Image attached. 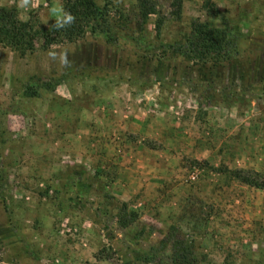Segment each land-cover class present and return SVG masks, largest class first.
Returning <instances> with one entry per match:
<instances>
[{
	"label": "rangeland",
	"instance_id": "1",
	"mask_svg": "<svg viewBox=\"0 0 264 264\" xmlns=\"http://www.w3.org/2000/svg\"><path fill=\"white\" fill-rule=\"evenodd\" d=\"M96 1L115 20L137 7ZM154 1L158 33L152 18L142 32L131 20L24 54L0 43V264H147L148 239L171 226L208 260L264 264V188L226 171L264 178V0H182L180 19L172 0ZM18 2L0 5L45 25L62 4ZM222 15L231 59L170 51L192 19ZM49 78L61 80L53 91L23 95ZM121 203L138 214L127 228Z\"/></svg>",
	"mask_w": 264,
	"mask_h": 264
},
{
	"label": "trees",
	"instance_id": "2",
	"mask_svg": "<svg viewBox=\"0 0 264 264\" xmlns=\"http://www.w3.org/2000/svg\"><path fill=\"white\" fill-rule=\"evenodd\" d=\"M136 1V9L129 13L120 12L119 8L114 10L118 15L115 20V13L111 14L108 8L109 2L101 5L96 0H62L63 7L76 19L71 26L60 30L53 28L54 22L45 25L37 18L22 20L16 8L0 5V43L24 54L37 47L48 48L81 38L90 31L107 33L110 37L113 33L115 36V30L119 27L115 24L126 25L131 20L139 25L138 28L142 32L152 18L153 29L158 33L165 20L158 17L156 2ZM171 7V15L180 19L182 0H172ZM220 22V25L212 27L198 18L192 19L184 37L174 39L168 44L170 51L200 64L231 59L236 54L237 47L231 40L230 22L223 15ZM60 83V79L38 80L36 86L27 85L23 95L37 96L41 89L53 91ZM163 85L159 86L161 90ZM226 171L245 184L264 188V178L259 179L258 173L253 170L226 168ZM114 219L120 228H127L138 219V214L130 210L125 203H121ZM145 247L143 262L147 264H218L208 260L205 254L197 252L191 239L182 234L176 226L169 227L162 237L148 239Z\"/></svg>",
	"mask_w": 264,
	"mask_h": 264
},
{
	"label": "clouds",
	"instance_id": "3",
	"mask_svg": "<svg viewBox=\"0 0 264 264\" xmlns=\"http://www.w3.org/2000/svg\"><path fill=\"white\" fill-rule=\"evenodd\" d=\"M34 0H19L17 7L19 9H23L24 12H27L30 7H34ZM51 17H54V24L53 28L56 30L64 29L71 26L74 22L76 17L68 10H66L62 4L57 3L50 9ZM49 55L53 58L55 57L56 53L50 51ZM64 62L67 63V55L65 54Z\"/></svg>",
	"mask_w": 264,
	"mask_h": 264
}]
</instances>
